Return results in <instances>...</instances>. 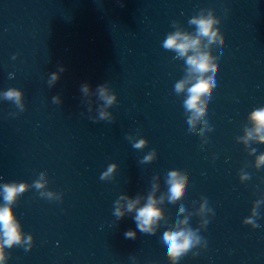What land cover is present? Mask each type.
Instances as JSON below:
<instances>
[{
	"label": "clouds",
	"instance_id": "1",
	"mask_svg": "<svg viewBox=\"0 0 264 264\" xmlns=\"http://www.w3.org/2000/svg\"><path fill=\"white\" fill-rule=\"evenodd\" d=\"M205 11L207 14L205 15ZM177 21H173L172 26L176 28ZM188 24L195 26V31L175 30L169 32L166 38L162 41V48L166 51L175 53L173 59L183 60L185 64V75L178 80L174 85V91L177 95H184L183 107L187 115L188 131L198 133L202 137L205 132H211L213 129L209 125L208 115L210 112V102L214 99L216 89L221 79L222 65L219 62L220 55H213V48L222 50L228 47L224 34L218 25L221 24L220 18L213 15V9H201L197 15L192 16ZM16 59V56H13ZM63 66L59 67L58 71L52 72L48 80L49 86L54 85L60 79V73L64 72ZM9 78H12L10 74ZM85 95L89 94L91 86L88 83L81 85L80 89ZM96 91L99 99L104 102V107H111L117 103V95L108 87L107 83L97 86ZM0 98L5 101L12 102L20 112L25 111L24 93L19 88H8L0 91ZM54 104H59L60 96L52 97ZM90 111V109H89ZM15 115V114H13ZM93 119V118H92ZM112 121L113 116L107 111H99L98 119ZM247 121L251 124L250 128L245 129L244 137L241 139L249 148V154L255 156V167L260 169L264 167V153L256 155L257 149L248 144L249 141L255 140L257 144H264V106L253 109L247 116ZM202 125L197 129V124ZM127 139L132 143V147L137 150H143L148 145L146 138H134L129 134ZM207 143V141H204ZM157 158V151L152 149L143 159L141 164H148ZM117 169L116 163H111L105 171L100 175L102 181L114 179L113 173ZM46 172H41L39 178L31 185L27 182H6L0 184V197L3 203L0 204V264H7L9 252L6 249H11L14 246L23 247L24 250L30 251L33 247L34 237L32 234L24 233L20 221L17 219L13 206L18 199L30 188H34L42 198L53 200H62L63 193H58L46 190L49 181L45 179ZM240 180H249L250 174L244 172ZM153 181L157 177L152 178ZM165 184L167 185V201L171 204L180 202L178 216L182 215L186 209L183 203V198L189 189L190 176L186 171L174 169L167 172L165 176ZM159 185L155 182L151 185V191L146 198L137 195L135 198L128 195H120L114 201L113 215L117 221L122 220L126 213H134L133 220L136 224V230H127L124 233L126 239H136L137 231L143 234L155 235L157 229L161 226V221L168 224L163 210L158 207V204L163 203L164 196L159 200L156 198V191ZM142 201L143 204H142ZM200 212L210 213L214 215L213 209L208 206L209 202L206 197H201ZM195 203V202H193ZM264 204V198L257 199L254 206L251 208V215L245 218L242 223L250 225L251 228H259L260 225L256 222L259 218L258 209ZM210 215V216H211ZM209 219H204L202 227L205 228ZM201 227L193 229L189 225V218L185 216L183 219L178 218L174 224L169 226L163 232L161 241L166 247L167 256L171 264H178L184 256L189 252L193 256L199 255V252L193 251L198 245L203 244L206 247V240L199 234ZM135 261V257H132Z\"/></svg>",
	"mask_w": 264,
	"mask_h": 264
}]
</instances>
